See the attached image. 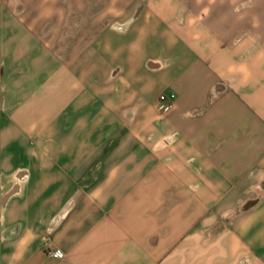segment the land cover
Masks as SVG:
<instances>
[{"label": "crops", "instance_id": "obj_1", "mask_svg": "<svg viewBox=\"0 0 264 264\" xmlns=\"http://www.w3.org/2000/svg\"><path fill=\"white\" fill-rule=\"evenodd\" d=\"M98 4L0 0V264H264V0Z\"/></svg>", "mask_w": 264, "mask_h": 264}, {"label": "rangeland", "instance_id": "obj_2", "mask_svg": "<svg viewBox=\"0 0 264 264\" xmlns=\"http://www.w3.org/2000/svg\"><path fill=\"white\" fill-rule=\"evenodd\" d=\"M104 1H111V0H96V2H98L99 4H98V6L101 4V2H104ZM17 12H18V14L20 13V10L21 9H15ZM104 9H101L100 7H98V8H94V9H92V12H94V13H98V16H94V18L92 17V19H93V23H90V24H75V25H72L73 26V31L74 32H82V33H84L85 31H87V33L89 32V33H91L92 35H95V33L97 32V31H99V30H101V29H103L104 28V26L107 24V23H109V22H112L113 20H114V18H115V16H113L112 14H110L109 16H107V18H106V16H104V15H102L100 12H102ZM88 11H90V9H88ZM110 11H114V12H116V11H120V9H111L110 8ZM93 13V14H94ZM85 14H88V12L86 13V12H84L83 13V9H81V10H79V9H77L76 10V13L75 14H73V15H75V16H77V17H80V16H82L81 18H83L84 16H85ZM91 16V15H90ZM92 19H91V21H92ZM78 20V19H77ZM67 26H70V25H67ZM79 36H80V34H79ZM80 38V37H79ZM83 40V39H82ZM82 40H77V42H79V41H81L82 42ZM69 42V41H68Z\"/></svg>", "mask_w": 264, "mask_h": 264}, {"label": "built area", "instance_id": "obj_3", "mask_svg": "<svg viewBox=\"0 0 264 264\" xmlns=\"http://www.w3.org/2000/svg\"><path fill=\"white\" fill-rule=\"evenodd\" d=\"M174 99H175L174 95H166V94L161 95L160 96V102H161L160 109L163 111L168 110L169 107L172 105ZM49 255L55 259H59L62 257V253L60 251L50 252Z\"/></svg>", "mask_w": 264, "mask_h": 264}]
</instances>
